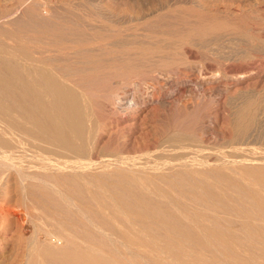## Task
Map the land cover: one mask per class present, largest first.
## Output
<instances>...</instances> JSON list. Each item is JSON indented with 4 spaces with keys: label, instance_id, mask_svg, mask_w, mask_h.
I'll list each match as a JSON object with an SVG mask.
<instances>
[{
    "label": "bare ground",
    "instance_id": "6f19581e",
    "mask_svg": "<svg viewBox=\"0 0 264 264\" xmlns=\"http://www.w3.org/2000/svg\"><path fill=\"white\" fill-rule=\"evenodd\" d=\"M8 1L10 0H0V6ZM31 1L34 0H16V6L13 5L12 8L17 11ZM28 8L30 10L32 4L31 8ZM221 8V13H229L231 7H225V10ZM32 11H29L30 16ZM218 12L220 13L218 8L209 6L204 28L192 23L195 26L188 33L177 32L175 38L180 43H189L193 47L185 52L188 58H194L203 52L207 59L205 65L192 71L191 79L181 78L179 81L181 80L182 85L190 86L195 98H207L221 108L215 109V114L209 117V126L204 131L203 128L201 132L198 130L200 133L190 126L191 124L185 127L181 124L179 128L172 127L173 124L167 126L165 123L162 126L160 121L161 126L156 129L155 138L148 140L147 132L148 134L142 136L147 139L146 144L139 142L136 146H130L124 139L120 140L121 136H130L135 130L136 122L133 121L143 108L153 105L151 108L157 110L158 105L164 107L167 104L170 105L169 109H173L178 105V98L171 95L165 98V95H160L161 91L160 96H156L158 87H152L151 84L149 85L152 88L146 86V76L157 82L164 76L162 68L167 66V59L162 58L164 63L156 62L157 67H153L149 75L139 70L137 75L134 74L136 78L132 81V75L127 76V70L133 66L134 58H130L131 55L128 54L126 55L129 58H125L122 53L125 59L120 61L122 58H117L120 63L115 64L119 66L110 71L108 69L106 72L109 76L101 74L105 77H98L99 80L95 77L98 81L95 82L103 85L108 84L106 81L110 79L113 81V78H120L127 82L130 80V85L140 81L141 86L145 84L146 89H152L146 95L139 89L132 96L126 97L125 94L120 96L117 89L107 92L108 94L104 92L106 95H103L102 90L103 96L99 97L102 98L101 104L98 103L108 108L107 116L114 120L110 124H102L96 119L99 113L96 115L97 112L90 104L94 93L82 92L81 88L78 89L75 85L83 78L77 79L73 71L83 64V59L87 60L86 56L82 60L76 59L75 63L81 62L76 64L77 66L69 64L70 58L67 56L68 51L70 55V50L74 49H70L71 43H77L78 46L81 44L80 48L83 47L82 44H97L100 40L93 37L94 35L90 40L80 39V36L77 39L74 38L78 35L76 32L71 30L68 35V31H64L67 28L63 30L64 25L59 26L64 31L62 33L59 29L61 38L71 42L70 47L69 44L67 46L69 50L67 47L64 49L68 50L65 51L66 57L62 58L63 54L59 53L62 55L60 59L58 55H50L53 51L51 49H56L51 48L53 45L50 40V43L45 42L50 47L39 44L40 46L33 48L31 52L25 47L28 44L23 46L22 43L25 42L20 43L19 36L18 39L16 37L17 40L11 37L12 44L15 43L13 46L10 42L11 46L0 40V261L5 258L2 251L10 254L9 258L0 264L14 258L17 246L19 250L23 249V258H29L28 263L37 262L41 258L46 261L44 264H162L164 258L161 257H166L162 256L163 254H173L176 251L175 255L170 256L173 257L172 260L168 258L170 261L176 258V264H264V86L259 89L252 85L250 90L243 87V83L254 77L257 69L264 63L263 48L252 40V43L241 41L244 43L235 48V31L232 32L233 28L218 17ZM36 13L37 11L34 12ZM38 13L40 14V11ZM41 14L40 17L36 14L37 21L33 17L35 25L41 23L38 21V18L42 19ZM14 15L2 14L0 29L7 21L13 22ZM45 18L47 20V17L43 20ZM15 20L13 24H18L21 19ZM27 20L29 22V18ZM51 26L56 28L50 23L46 31L36 28L37 33L32 27L31 30H34L32 32L35 36L49 33L51 37L55 29ZM32 32L31 37H34ZM262 36L264 38V34ZM38 39L32 40V44ZM17 41L27 51L21 49L20 44L17 48ZM58 47L62 48L59 45ZM86 51L84 54L90 52L87 58H91L96 49L91 47ZM107 52L104 53L109 56ZM141 55L138 54L139 57ZM95 59L97 62V58ZM56 62H61L62 65ZM95 62L89 63L90 68L86 65L90 72L92 67L95 66L94 69L98 70L101 66ZM54 63L59 66H49ZM105 65L106 63L104 67ZM80 66V69L85 68ZM104 67L103 70L99 69L101 73L107 69ZM138 67L136 65V68ZM136 68L131 69L136 71ZM99 70L96 73H99ZM81 75L83 77V74ZM88 75L91 79V74ZM126 85H129V82ZM165 100L166 104L161 103ZM185 115L184 119H187ZM174 116L175 119L179 118L176 114ZM114 123L116 129L112 132L111 126ZM218 124L221 129L217 128ZM109 127L110 129H107ZM104 133L108 135L106 140ZM149 153L156 155L149 159ZM106 157L110 160H106ZM36 170H39V173ZM38 192L41 193L37 194ZM49 198H57L61 204L49 205ZM15 211H23L26 214L24 218L31 225V235L28 233L29 236H26L25 225L13 216ZM37 211L38 214L35 213ZM69 211L70 215L67 216ZM95 238L103 239L105 247L111 246L112 251L109 247V250L105 251L107 247L104 250V245L101 246V241L99 240L100 244ZM148 238L153 243L159 240L164 242L161 241L163 245L158 247L159 250L155 254L150 255L147 252L154 249L146 248L148 245L142 239ZM252 247L262 253L252 250ZM248 249L252 252L249 253ZM113 252L115 253L112 254ZM141 257H144L142 263L138 260ZM183 257L189 258V261H183ZM163 261L166 262L165 259Z\"/></svg>",
    "mask_w": 264,
    "mask_h": 264
},
{
    "label": "rangeland",
    "instance_id": "374dc122",
    "mask_svg": "<svg viewBox=\"0 0 264 264\" xmlns=\"http://www.w3.org/2000/svg\"><path fill=\"white\" fill-rule=\"evenodd\" d=\"M10 1L3 2V3H1L2 4L1 6H3V7L0 6V17H3L2 14L4 16H6V15L7 16H11V15L15 14L14 15V18H13V22L12 21L11 22L10 21H7L6 22L7 24L5 23L4 26L0 29V33H1L0 34V40L3 41L2 43H4V44L7 43V45L8 44L10 45V43H11V45L13 46V44H15V43L12 44V42H13V41H11L12 38H15L16 39V37H17V39H18V36H19L20 37V39H19L20 43H21V41L22 42L24 41L25 43H22V44H24L23 46H25L26 44H28L29 46L26 45L25 47H27L28 48L27 50L31 52V50L33 51L36 47L40 46L39 44H41V46H43V45L44 46H48V45H46L47 43H45V42L47 41V42L50 43V41H52L50 43V44L53 45V46L51 45L52 46L51 48H56L59 51H60V49H63L60 52L58 50L56 52L55 51L56 49H51L53 51L51 52L50 55H55V56L58 55L57 56L58 59H60L59 57H62V55H60L59 53L63 54V57L62 58H64V56L66 57L65 51H68L69 50L68 47H70V45L72 44V46L70 47V49L74 48L75 50L74 49L70 50V55L71 56L68 55L69 54V51H68L67 56H69V58L71 59V60L69 59L68 63L69 64L76 65L78 63V62L75 63L77 61L76 59L82 60L84 56H86L85 59H87V60H84L83 59L81 61L83 64L85 63V65L80 64L81 62L79 61V64L82 65V67L84 66L86 68V69L84 68L85 70L83 68H82L83 70L80 69L81 66L79 64H77V65H79L78 66V69L75 70L76 72L73 71V73H74L73 75H77V76H75V77H77V79L83 78L82 79L83 81L82 80H79L77 82V84H75V85L78 87V89L81 88L80 91H82V92L91 91L92 94L94 93L93 95L90 93L92 96L89 94L91 97L94 96L93 99L90 97L89 99L90 100L92 99V100L91 101L89 99H87V100L90 101V104L92 105L91 107L93 108V110L95 112H97L96 115H98V113H99V115L97 116L98 118H96L98 120V122L101 121L100 123H102V124L105 123V122L106 123L108 122L110 124L111 122L114 121V120L112 121L113 118L111 119L110 116H107V115H109V114H107V113H109L107 111L108 108L107 107L104 108V107H102L100 105L102 98H99V97L100 96L102 97L103 95H106V94H104V92L107 93L109 91H112V90L115 91L117 89L116 91H118V93L120 94V96L121 95L123 96V94H125L124 96L126 97L128 95L132 96L135 92H137L140 89L141 92L143 94L145 93V95H146V93L148 91H151L152 90V89L149 90V88L151 87L149 84H151L152 87H155V86L158 87L157 88V92H156V96H158L159 93H160L159 91H161V94L160 95H163V96L165 95L164 96L165 98L167 96H170L171 95L173 98H178L179 99L178 105H177L178 107L177 106L176 107H173L174 110L173 109H169L170 105L168 106L166 104V100H168V99H166L165 101H162L161 103L164 104V102H165L166 105L164 107L158 105L157 110L156 109L154 110L153 108H151L153 105H149V106H146L145 108H143L142 111L139 112L140 114H138V116L133 121V122H136V124H134V127H135L134 129L135 130L130 135L132 137L127 136L125 134L123 136H121V140L120 141H122V139H124V141H127L128 143H130L129 144L130 146H132V145L133 146H136V145H138L137 143H139V142H142V143L144 142L146 144L145 141L147 139L148 140L154 139L155 138L154 135L156 134L155 132L157 131L156 129L159 126H161L160 125V121H162V126L165 125V124H167V126H170V125L173 124L172 127H179L180 128L181 127V124H182L183 127L189 126L191 124L190 126H193V128L194 129H197V131L199 130L201 132V130H202L201 128H203L202 131H204L207 128V126H209V117L210 116L212 117L215 114V112L218 109L221 108L217 104L215 105V102L214 101H211V100H209L207 98L197 99V96L195 98V96L190 91V86H188V85H182L181 82H180L181 80L179 81V79H181V78L182 79L183 78L184 79L186 78L185 80L191 79V77L193 75L192 71L195 68L202 66L203 64L205 65L207 59H206L205 53H203V52L198 53L197 56L194 57V58H188L187 55H185V52L188 51V50H190V48H193V47H191V45H189V43H184L185 45L183 43H180V41L175 38L176 37V34H178L177 32H179V34L180 33L181 34H184V32H185V34H186L195 25L196 26H200L201 28L202 27L204 28V26H206V24H207L205 22H206V18H207V15H208V8H209V6L213 5L215 8H218V11H220V13L222 12L221 11V9H222L221 7L224 8L223 10H225V7H228V8L231 7L230 8V11H229V13L231 12L230 14L229 13H225L223 11V13H221L222 15L219 12L217 13V15H218L219 18L224 19L223 21H225L226 24H228L231 28H233L232 29V32L235 31L234 32V39H233V46L235 48H237V47H239L240 44H243L244 42L245 43H249V42L252 43V41H255L260 46V48L261 47L263 48L262 49V56H264V52H263L264 51V38L262 36L264 34V32L261 33L262 31H264V25H263L264 24V0H254V1L253 0H102V1L101 0H36V1L34 0L36 3L34 1H31L29 3L30 5L28 4L25 7H22L21 9H17V11H15L16 9L14 10L12 8L13 5L16 6V4H15L16 0H15V2L13 0H10ZM13 2H14V4H13ZM32 2H34V4ZM4 4H5V6H4ZM31 4H32V8H31ZM36 4L38 6H36ZM89 5H90V7H89ZM29 6H30V8L32 10H34V9L35 10L34 11H32L31 9L29 10V8H28ZM33 6L36 7V8H34ZM24 8H26V9H24ZM7 9H8V12L6 13ZM28 10L30 11V13L32 11V14H34V12L37 11L36 14H38V16L42 13L41 14L42 15L41 16L42 19L41 18H38V19H40L38 21H41V23L39 25L38 24L35 25L34 24L35 21L34 22L32 21L33 20V17H35L34 19H36V21H37V17L38 16L36 14H34L35 16L32 15V14L30 16ZM38 11H40V14L38 13ZM45 12H48V13H45ZM232 12H233V15H232ZM234 13H236L237 15H235ZM47 14H49V15L47 16ZM194 14L196 16H194ZM228 14H229V16H228L229 18L227 17ZM205 16H206V18H205ZM44 17H47V20H46V18H45V20H43ZM16 18L18 20L21 19L18 24L15 23L17 25L13 24L16 21L15 20ZM28 18H29V22L27 20ZM61 18H62V20H61ZM202 18H203V20H201ZM233 18H234V20H233ZM198 19H199L200 22L198 21ZM196 21H198V22H196ZM21 22L23 24H21ZM30 22H31V24H30ZM90 22L92 23L93 26L91 25ZM10 23L12 25H9ZM50 23H51V25L56 26V28L54 27L55 29L51 26L54 29V31L51 33L52 34L51 37L49 36V33L48 34L45 33L44 36H43V34H41V36H38V34H36V36H35V34L33 35V32L32 31H34V30L36 31V28H40V30L46 31L48 29V27L50 26ZM108 23H110V24H108ZM192 23L193 24L196 23V24L193 25ZM191 24H192V26H191ZM200 24H204V25L202 26ZM57 25H58V27H57ZM61 25L62 26L64 25L62 27L63 30L65 28H67L64 31L66 32V30H67L68 31L67 32L68 35H69V33H71V30L74 31V32H76L78 34L77 35L78 37L76 36L74 38L79 39V36H80V39L87 38V39L90 40V37L91 38L96 37L97 40H100V41H98L97 44H93L94 47L92 45L82 44L83 47L80 48L81 47V44H79L80 47L78 46L77 43H76L77 45L75 43L73 44L71 42H70L71 43L70 44V43L64 41L63 40L64 38L63 39L61 38V36H62L61 34L64 32L62 29L59 28V26L61 27ZM66 25H69V26H66ZM90 25L92 26V28L90 27ZM14 26H16L17 28L14 27ZM24 26H26V27H24ZM31 27H32V29H34V28L35 29L34 30H31ZM94 28H96V29H94ZM59 29L62 31V33H61V31ZM173 29H175V30H173ZM2 31H4V32H2ZM17 31H18V33H17ZM83 31H84V34H83ZM256 31H258L259 33L256 32ZM31 32H32V35L34 37H31V34H30ZM36 32H34V33H36ZM19 33H21V34H19ZM24 33H27L29 35L27 36ZM85 33H86V35H85ZM174 33H175V36H174ZM25 35L27 36L26 38H25ZM29 36H30V38H29ZM37 36L40 37V38L38 39ZM82 36H86V37H82ZM9 37H10V39H9ZM42 37H44L45 39L42 38ZM106 37L108 38L107 39L108 41L106 39H104ZM111 37H112V39H111ZM248 37H250V38L248 39ZM55 38L56 39L58 38V40H56ZM149 38H151V39H149ZM7 39H9V40H7ZM23 39H26V40H23ZM35 39L36 40L38 39V41L37 42L35 41V44L34 43L32 44V42H34L32 40H35ZM109 39H111V40H109ZM168 39H169V41H168ZM160 40L162 41L163 44L161 43ZM19 41H17L18 42V45H16L17 48H19V44H20ZM30 41H31V43H30ZM81 41H83V40H81ZM241 41H244V42H241ZM258 41H260L262 43L260 44V42H258ZM174 42H175V44H174ZM56 44H58L62 48L58 47V45L55 46ZM68 44H69V46H68ZM32 45H33V47H32ZM115 45H116V47H115ZM163 45H164V47H163ZM21 46H20L21 49L24 48V50H26L25 47H23V46L21 47ZM181 46H182V48H181ZM48 47H50V46H48ZM88 47L89 48L92 47V49L94 48V50L96 49V51L92 54V56H90L91 58H87L89 56L88 53H90V52L86 53L87 55L84 54L85 52H87L86 50L89 49ZM97 47H98V49H97ZM65 48L68 49V50H65L64 51ZM102 48H103V50H102ZM77 49H78V51L80 53L77 51ZM116 49H118V50L117 51H112V50H116ZM106 51L110 52L111 54H115V56L114 55H111L108 52L106 54H109V56H111V57H109L108 55H105L104 52H106ZM54 52H56V53L54 54ZM75 52H77V53H75ZM82 52H83V56H81ZM128 52H130V54ZM122 53L125 54V56ZM132 53L135 54V56H133ZM145 53H147V55ZM126 54H128L129 56L131 55L130 58H134V62L133 63L135 65L133 63H132L133 66L131 65L133 67V69L136 68V65H137V67L140 66V67L136 68V71L133 70V69H131L132 67L131 68H128V70H127V74L128 75L127 76L130 77L132 75L131 76L133 78V79H131L132 81H134L135 78H136L134 76V74L137 75V73H139V72H142V73H145L146 72L145 74L146 75H149L150 70L156 68L157 65L159 64V62H163L164 63V60L167 59L166 60L167 66L164 67L165 69L162 68V71H163L165 77L164 76L163 77L161 76V79H159L158 82H157L156 80L152 79V77L150 78L149 76H146V77H148V79H150V80H148V79L146 80L147 83H148V85L146 83V86L149 87V88L147 87L148 90L146 89V86H144L145 84H142V86H141V82L140 81L137 82V80H136V82H137L136 84H131V85H130V80L128 81L129 82V85H126V84H128V82L127 81H123L120 78H115V79L113 78V81H111L112 79H110L108 81L105 80L106 82H108V84L107 83L106 84L104 83L105 86L103 85V83H97L98 82L97 81L98 77L99 78L105 77V76H102L101 74L108 75L107 72H106L108 69L110 71L112 68L115 69V68H117L119 66V65H116V64L117 63L118 64L120 63L119 61H117L118 59L120 60V57L122 58L120 61L124 60L125 58H129ZM138 54H140V55L142 54L140 56L141 58L138 56ZM143 54H144V58H142L143 57ZM72 55H73L74 58L72 57ZM77 55H79V56H77ZM122 56H124L125 58L122 57ZM114 57H116L115 60H113ZM150 57H152V58H150ZM21 58L24 59L23 57H21ZM95 58H97V60H98L97 62H95L96 61ZM111 58H113V59H111ZM160 58H161V60H160ZM162 58L163 59L165 58V59L162 60ZM186 58H188V59L186 60ZM135 59H136V61H135ZM72 60H73V62H71ZM144 60H145V62H144ZM91 61H94L95 64H97L98 66L101 65L100 67H102V69L100 67H98V70L99 69L100 70H103L104 63H106V65H105L104 68L105 69L107 68V69L106 70L104 69L105 71H102V73H101L100 70H99V73H96V71H98V70H95L94 69L95 66L92 67L93 66V64H92L91 65L92 69H91V72H90V69H88V68H90V66H89L90 64L89 63H91ZM142 62H144V64ZM156 62H158V64H155ZM56 63H58V62H56ZM173 63H175V64H173ZM58 64H61V62H59ZM58 64L55 65V63H54L53 64L54 67L52 66V64H49V66L52 67V68H56L57 66H59ZM102 64H103V66H102ZM108 64H109V66H111L110 68H109V66H107ZM86 65L89 66V67L87 68ZM134 66H135V68H134ZM260 67L261 68L257 69V73L254 75V77H251L245 83H243V87L244 88L247 87L248 90H250L251 87H253V86L256 87V88H259V89L262 86H264V82H263L264 81V63ZM129 69L131 71L132 70L133 71L131 72V71H129ZM89 73L91 74V79L88 78V77H90L88 75ZM92 73H94L93 74V77H92ZM165 73H167V74H165ZM81 74H83V77H81L82 76ZM85 74H86V76H85ZM189 76H190V78H189ZM88 80H90V81H88ZM95 81H97V82H95ZM109 81H110V84H109ZM254 81H255V85H254ZM88 82H90V83H88ZM91 82H93V83L91 84ZM112 82H114V84H116V85H114V84L112 85L111 84ZM79 83H80L81 86L83 84V87H81L80 85L78 86ZM93 85H95V86H93ZM90 87H91V89H94L95 88V90L98 88V90H96L97 93H96L95 90H93V91H95V92H93L90 89ZM113 87H115V88H113ZM102 90H103V95L101 93ZM98 93L101 94V95H99ZM89 95H88V97H89ZM201 100H202V103H201ZM98 102H100V104ZM196 103H197V105H196ZM166 108H168L169 111ZM215 109H217V110H215ZM210 111H211V113H210ZM159 112H160V114H159ZM174 112H177V113H174ZM183 112H185V114L186 113L187 114L185 115ZM193 112L194 113L197 112L198 114H196V113L194 114ZM175 114L177 115V117L179 116V118H177L179 121L177 119H175L176 118V116H174ZM181 114H182V116H181ZM184 115H185V117L187 116L188 118L187 119L186 118L184 119ZM108 120H110V121H108ZM178 122H179V124H178ZM163 123H165V124H163ZM168 123H169V125H168ZM226 124L224 126H226V128H227V125ZM155 125L156 126L158 125V126L156 127ZM219 125L220 124H218L217 128L218 129H221V127L219 128ZM115 127H116V124L114 123L111 126V128H113L112 129V132H113V130L116 129ZM107 129H110V127L107 128ZM147 132L149 134H151L152 137L149 136V134ZM104 134H105L104 136H105V140H106V138H107L108 135L106 136V133H104ZM112 134L113 133H111V135ZM143 134L144 135L148 134V135H146L147 136V139L146 140H145V137H142ZM139 139H141V140H139ZM142 140H144V141H142ZM151 154H152V156H150ZM154 155H156V153H149V154H147V156H149L148 157L149 159H152ZM105 159L106 160H110L109 157H106ZM36 171L38 172L39 170H36ZM39 193H41V192H38L37 194H39ZM51 199L52 198H49V202H48L49 205L50 204H53L52 206H56L59 203L61 204V202L57 198H55V200H51ZM56 200H57V202H53V201H56ZM50 201H52V202H50ZM54 204H56V205H54ZM57 207H55V209H58ZM59 207H60V205H59ZM58 210H60V208ZM35 213L38 214L39 212L37 211ZM69 213H70V211L68 212V214L66 213L67 216L70 215ZM23 214H24L23 211H15V212H13L14 218L16 220L18 219L17 221H20L21 220L20 223H22L23 225H25L24 232H25V234H27L26 236H29V234L31 235V233H32L31 225H29L30 223L28 224V222L25 221L26 219L24 217H26V214H24L25 216H23ZM30 230H31V233H30ZM87 239H88V237H87ZM162 239H163V237H162ZM94 240H98V241L100 240L101 243H102L101 244L100 241H99V243L101 244V246L104 245V240L103 239H102L103 242H102V240L100 238L99 239L95 238ZM142 240H144V242L146 241V244L148 245V247H146L147 249L149 247L155 249V251H154V249H152V250L149 249L147 251V252H149L150 255H151V253L152 254H155L156 251L159 250L158 247L160 248L161 245H163V243H164L162 240H159L161 244L159 243V241H157V242L155 241L153 243V242L150 241L151 240L150 238H148V240H146V239H142ZM163 240L168 241V240H166V238L163 239ZM157 243H159L160 245L157 244ZM154 245H156V246H154ZM254 245L257 246V247H259L258 244H254ZM151 246H154V247H151ZM106 247H107V249L105 250L104 248H106ZM106 247H105V245H104V247L102 246V248L105 251H108L109 249H111V251H112V247L111 246L106 245ZM108 247H109V249H108ZM249 248H251V247H249ZM252 248H253L252 250L257 251L260 254L262 253L261 250H260L261 251L260 252L258 249H254V247H252ZM21 250H22V252H21ZM248 250H246V251H248L249 253L252 252V250L251 251H250V249H248ZM175 252L176 251H174L173 254L172 253H169V252H166L165 254L162 255V256H166V257H161V258L162 259L163 258L165 259V261H166L165 263L166 264H176L175 263L176 258H174L173 261L168 260V258L171 255H175ZM114 253L115 252H113L112 254H114ZM22 254H23V249H20L19 250V246H17L16 247V251H15V255L13 256L14 258H12L10 261H7L5 264H11V263H14V264H40V263L41 264H44V263H46V261H44V259H41V258H39L37 260V262L28 263L30 261L29 258L28 257L23 258V255ZM149 254L145 253V255H147V256H149ZM167 254H169V255H167ZM192 254L194 256H197V255H195L196 253L195 254L192 253ZM2 255H3V257H5V258H3V260H4V259H8L10 254H8L6 251H2ZM115 255L118 256V254H115ZM141 258L138 259L139 262H141V260L144 259V257L142 259ZM166 258H167L168 262H170V263L167 262ZM172 258L170 257L169 259L172 260ZM185 258L183 257L182 260L185 261V260H188L189 259V258L188 259H185ZM148 259L150 260L151 258H148ZM3 260H1L0 263ZM163 260H162V262H163L162 264H165ZM171 262H173V263H171ZM47 263H48V260H47ZM54 263L55 262H53V263L51 262L50 264H54ZM147 264H149V263H147Z\"/></svg>",
    "mask_w": 264,
    "mask_h": 264
}]
</instances>
